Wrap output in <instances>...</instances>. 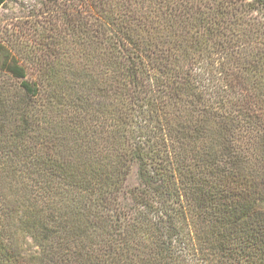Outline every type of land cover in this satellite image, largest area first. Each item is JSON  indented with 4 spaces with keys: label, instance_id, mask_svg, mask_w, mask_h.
<instances>
[{
    "label": "trees",
    "instance_id": "trees-1",
    "mask_svg": "<svg viewBox=\"0 0 264 264\" xmlns=\"http://www.w3.org/2000/svg\"><path fill=\"white\" fill-rule=\"evenodd\" d=\"M0 264H264V0H0Z\"/></svg>",
    "mask_w": 264,
    "mask_h": 264
},
{
    "label": "rangeland",
    "instance_id": "rangeland-1",
    "mask_svg": "<svg viewBox=\"0 0 264 264\" xmlns=\"http://www.w3.org/2000/svg\"><path fill=\"white\" fill-rule=\"evenodd\" d=\"M30 8L24 9L18 5H9L0 11V34L6 31L7 34L12 37H22L26 39L30 32Z\"/></svg>",
    "mask_w": 264,
    "mask_h": 264
}]
</instances>
